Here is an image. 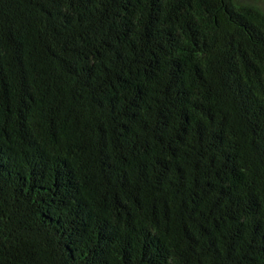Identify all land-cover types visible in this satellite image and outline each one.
I'll return each mask as SVG.
<instances>
[{"label": "trees", "instance_id": "1", "mask_svg": "<svg viewBox=\"0 0 264 264\" xmlns=\"http://www.w3.org/2000/svg\"><path fill=\"white\" fill-rule=\"evenodd\" d=\"M0 264H264V7L0 0Z\"/></svg>", "mask_w": 264, "mask_h": 264}, {"label": "rangeland", "instance_id": "2", "mask_svg": "<svg viewBox=\"0 0 264 264\" xmlns=\"http://www.w3.org/2000/svg\"><path fill=\"white\" fill-rule=\"evenodd\" d=\"M241 1L255 3V4H258V5L262 6V7H264V0H241Z\"/></svg>", "mask_w": 264, "mask_h": 264}]
</instances>
